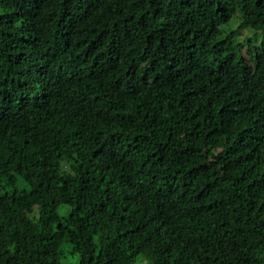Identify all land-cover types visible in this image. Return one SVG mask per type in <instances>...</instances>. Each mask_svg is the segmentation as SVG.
<instances>
[{"label":"trees","instance_id":"obj_1","mask_svg":"<svg viewBox=\"0 0 264 264\" xmlns=\"http://www.w3.org/2000/svg\"><path fill=\"white\" fill-rule=\"evenodd\" d=\"M63 247L264 264V0H0V264Z\"/></svg>","mask_w":264,"mask_h":264},{"label":"rangeland","instance_id":"obj_2","mask_svg":"<svg viewBox=\"0 0 264 264\" xmlns=\"http://www.w3.org/2000/svg\"><path fill=\"white\" fill-rule=\"evenodd\" d=\"M227 29H234V30L238 29V21L235 17L232 18ZM239 31H240L241 39H243L246 36H250V37H255L256 43L259 42L260 35L255 34L254 31L250 29H239ZM63 253H64L63 258L61 259L60 264H77L78 262L77 255L69 253L68 247H63Z\"/></svg>","mask_w":264,"mask_h":264}]
</instances>
